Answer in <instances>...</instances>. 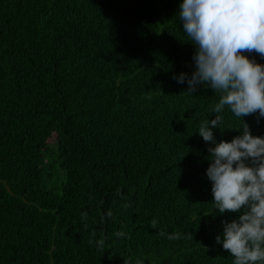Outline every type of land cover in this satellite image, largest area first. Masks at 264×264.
Masks as SVG:
<instances>
[{"label":"trees","instance_id":"16d2710c","mask_svg":"<svg viewBox=\"0 0 264 264\" xmlns=\"http://www.w3.org/2000/svg\"><path fill=\"white\" fill-rule=\"evenodd\" d=\"M182 2L0 0V264H233L216 237L240 213L215 209L198 134L220 93L174 79L195 70ZM221 115L217 143L264 138Z\"/></svg>","mask_w":264,"mask_h":264},{"label":"clouds","instance_id":"9594fccd","mask_svg":"<svg viewBox=\"0 0 264 264\" xmlns=\"http://www.w3.org/2000/svg\"><path fill=\"white\" fill-rule=\"evenodd\" d=\"M179 18L196 46L195 70L191 76L181 73L174 79L181 84L187 81L189 95L201 84L220 93L212 109L215 118L202 121L198 134L215 145L208 149L212 162L206 173L212 182L215 209L221 214L240 213L224 223L216 242L233 257V264H264V138L253 136L244 122L238 129L241 135L231 142L217 143L212 131L223 123L221 113L226 107L241 119L253 114H258V121L264 118V65L244 55L255 52L264 58V0H183ZM83 218L87 219V213ZM157 223L153 219L151 227L157 228ZM95 235L93 231V238ZM116 235L123 238L125 233ZM167 238L179 240L182 236L173 232ZM105 239L95 241L98 249L103 250Z\"/></svg>","mask_w":264,"mask_h":264},{"label":"rangeland","instance_id":"374dc122","mask_svg":"<svg viewBox=\"0 0 264 264\" xmlns=\"http://www.w3.org/2000/svg\"><path fill=\"white\" fill-rule=\"evenodd\" d=\"M61 176H62V172H60V171H59V173H54L52 175L53 180H51L50 186L56 187L57 185H59L60 182L62 181Z\"/></svg>","mask_w":264,"mask_h":264}]
</instances>
